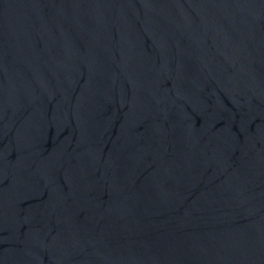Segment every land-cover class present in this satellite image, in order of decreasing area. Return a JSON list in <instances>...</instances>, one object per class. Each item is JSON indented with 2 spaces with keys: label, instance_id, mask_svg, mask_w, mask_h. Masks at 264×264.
Returning <instances> with one entry per match:
<instances>
[{
  "label": "water",
  "instance_id": "water-1",
  "mask_svg": "<svg viewBox=\"0 0 264 264\" xmlns=\"http://www.w3.org/2000/svg\"><path fill=\"white\" fill-rule=\"evenodd\" d=\"M0 264H264V0H0Z\"/></svg>",
  "mask_w": 264,
  "mask_h": 264
}]
</instances>
